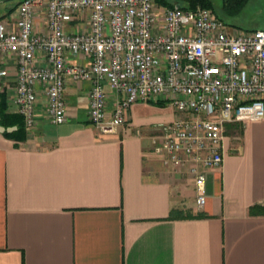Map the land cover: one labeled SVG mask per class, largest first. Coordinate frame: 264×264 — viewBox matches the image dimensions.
Returning a JSON list of instances; mask_svg holds the SVG:
<instances>
[{
    "label": "crops",
    "instance_id": "crops-1",
    "mask_svg": "<svg viewBox=\"0 0 264 264\" xmlns=\"http://www.w3.org/2000/svg\"><path fill=\"white\" fill-rule=\"evenodd\" d=\"M13 5L0 4L9 30L19 18ZM86 28L87 18L67 25ZM35 31H46L41 15ZM3 67L16 111L17 61L4 57ZM90 88L68 81L69 119L54 125L38 84L28 139L16 146L0 128V264H264V117L227 125L223 165L207 171L199 207L193 176L154 149L155 127L177 118L175 107L136 102L126 124L105 133L88 120ZM106 90L111 113L117 96Z\"/></svg>",
    "mask_w": 264,
    "mask_h": 264
},
{
    "label": "built area",
    "instance_id": "built-area-1",
    "mask_svg": "<svg viewBox=\"0 0 264 264\" xmlns=\"http://www.w3.org/2000/svg\"><path fill=\"white\" fill-rule=\"evenodd\" d=\"M17 10L15 29L0 23V94L3 58H14L13 101L27 129L38 122V84L44 115L61 125L69 119L68 81L89 82L88 120L105 133L126 124L136 102H168L179 115L156 125L154 149L193 176L204 207L207 171L224 162L227 125L264 117V28L236 29L211 8L156 0H21ZM40 15L45 32L35 31ZM83 18L88 28L67 30ZM106 86L117 96L111 113Z\"/></svg>",
    "mask_w": 264,
    "mask_h": 264
},
{
    "label": "trees",
    "instance_id": "trees-1",
    "mask_svg": "<svg viewBox=\"0 0 264 264\" xmlns=\"http://www.w3.org/2000/svg\"><path fill=\"white\" fill-rule=\"evenodd\" d=\"M17 0H11L14 5L9 9V13L14 11L19 5ZM158 4L166 7L181 6L184 8H196L198 6L208 7L214 9L213 0H156ZM249 0H223L225 12L228 15L238 14L248 3ZM221 18V17H220ZM223 19V18H222ZM159 104L165 105L163 100L158 101ZM238 127L242 125L237 124ZM0 128L5 137L15 141V145L19 146L20 143L26 141L29 136V130L27 129L24 121V117L16 112L11 111L8 108L7 98L5 94H0Z\"/></svg>",
    "mask_w": 264,
    "mask_h": 264
},
{
    "label": "rangeland",
    "instance_id": "rangeland-1",
    "mask_svg": "<svg viewBox=\"0 0 264 264\" xmlns=\"http://www.w3.org/2000/svg\"><path fill=\"white\" fill-rule=\"evenodd\" d=\"M20 1L17 0L16 3ZM213 2V11L231 27L245 30L264 28V0H249L245 7L235 15H228L225 12L223 0H213ZM228 130V134H234L235 139L241 137L240 128H228Z\"/></svg>",
    "mask_w": 264,
    "mask_h": 264
},
{
    "label": "water",
    "instance_id": "water-1",
    "mask_svg": "<svg viewBox=\"0 0 264 264\" xmlns=\"http://www.w3.org/2000/svg\"><path fill=\"white\" fill-rule=\"evenodd\" d=\"M9 1H11V0H0V4L1 3H6V2H9Z\"/></svg>",
    "mask_w": 264,
    "mask_h": 264
}]
</instances>
